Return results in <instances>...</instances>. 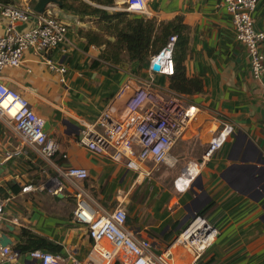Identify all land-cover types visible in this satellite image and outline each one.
Segmentation results:
<instances>
[{"label":"crops","instance_id":"0c3cea01","mask_svg":"<svg viewBox=\"0 0 264 264\" xmlns=\"http://www.w3.org/2000/svg\"><path fill=\"white\" fill-rule=\"evenodd\" d=\"M32 1L0 2V36L8 27L4 7L31 8ZM222 1L147 0L150 18L168 22L182 16L190 26L186 75L204 83L203 92L186 94L197 114L171 151L169 161L174 160L175 166L163 164L150 178L79 143L83 123L95 122L112 105L121 106L128 94H122L126 84L134 90L149 80L148 66L139 69L138 62L99 60L102 48L88 46L80 33L98 30L96 15L79 16L58 5L47 9L68 26L67 41L48 55L66 66L67 72L61 75L28 50L22 65L6 69L2 80L20 91L49 123L48 134L59 142L61 150L47 161L34 147L23 146L12 125L0 121V187L6 188L9 181L22 186L17 194L8 190V197L0 193L8 201L0 220V236L6 234L15 246L21 240V229L27 228L61 245L58 254L64 258L73 255L85 261L94 241L87 226L74 217L76 193L83 189L103 211L122 204L128 212V227L148 238L153 252L169 250L175 264H190L193 251L176 243L186 225L180 227V223L214 202L215 212L208 219L219 234L202 256V263L264 264V86L252 74L248 51L237 39L231 15L225 7L217 8ZM253 18L255 27L264 31V0H259ZM33 24L31 20L20 28ZM94 60L100 61L96 68L92 67ZM154 81L167 86L170 77L157 75ZM227 124L234 132L212 157H205L213 138ZM17 150L22 153L7 159V152ZM69 167L87 169L89 178L70 180L63 175ZM180 176L182 180L189 177L187 187L184 181L176 185ZM57 177L64 188L54 194L51 189L56 182L52 179ZM41 183H47V188L23 192L26 185ZM200 185L204 192L198 189ZM19 262L36 264L26 256Z\"/></svg>","mask_w":264,"mask_h":264},{"label":"built area","instance_id":"2783aa9c","mask_svg":"<svg viewBox=\"0 0 264 264\" xmlns=\"http://www.w3.org/2000/svg\"><path fill=\"white\" fill-rule=\"evenodd\" d=\"M127 10L148 16L147 0H125ZM259 0H223L217 8L225 7L232 17L238 41L243 44L250 58L254 78L264 86V31L255 27L253 14ZM3 15L8 27L0 36V121L14 127L23 146L34 147L47 161L60 152L59 142L45 130V120L35 112L29 100L17 89L6 85L2 80L8 68L22 65L24 54L32 50L44 58L47 65L64 75L67 67L59 65L48 57L51 51L67 41L68 26L57 18L52 11L37 13L31 8L6 5ZM34 24L20 28V25ZM177 35L168 38L161 51L153 55L148 67L150 78L131 90L126 84L122 94L128 93L121 106L112 105L93 123H83L79 143L93 153L108 158L115 163L124 164L129 170L143 178H150L163 164L174 167L176 162L169 161L174 145L180 141L197 114L183 93L171 89L169 85H158L157 75L174 74V50ZM158 63L160 70L153 65ZM64 82V78H61ZM234 132L227 124L210 143L205 157H212ZM22 151L7 152V159L20 155ZM70 180H86L89 171L80 167H69L63 174ZM183 176V175H182ZM182 176L175 181L176 185ZM53 178L56 187L50 188L54 194L62 192L64 185L60 179ZM47 183L26 185L23 192L44 190ZM179 188V187H178ZM180 189V188H179ZM74 217L85 224L94 247L85 261L73 255L67 258L58 253L35 250L20 254L12 246L0 245V262L10 264L21 257H29L36 264H175L169 250L155 253L148 238L139 237L128 227L127 209L120 204L114 210H101L100 205L83 189L76 193ZM7 199L0 195V220L5 216ZM176 238V243L188 246L194 253L190 264H203L202 256L215 242L219 231L207 218L194 213ZM107 242L109 248L102 246Z\"/></svg>","mask_w":264,"mask_h":264},{"label":"trees","instance_id":"16d2710c","mask_svg":"<svg viewBox=\"0 0 264 264\" xmlns=\"http://www.w3.org/2000/svg\"><path fill=\"white\" fill-rule=\"evenodd\" d=\"M101 6H112L114 0H90ZM1 3L10 4L12 0H0ZM37 0H33V7ZM59 7L63 10L74 12L81 15H96L105 22V34L100 31H82L88 46L96 45L102 48L99 60L112 64L124 62H138L139 69L149 67V58L158 54L165 46L168 38L177 35V42L174 50V74L170 77L169 87L183 94H196L204 91L202 79L195 77L189 78L186 75L185 61L189 51L190 26L185 24L182 16H177L168 22H158L155 18H148L140 14L129 12H116L109 14L101 7L90 5L84 0H59ZM79 2L80 6L75 5ZM99 60H94L92 67L96 68ZM5 187H0V193L8 197V190L17 194L22 190V186L11 181L5 183ZM59 200L58 197H56ZM216 209L214 202L209 203L205 208L198 212L199 215L209 218ZM128 222V220H127ZM13 249L20 254H27L35 250H44L60 253L62 246L53 242L47 237L39 236L33 231L22 228L21 240Z\"/></svg>","mask_w":264,"mask_h":264},{"label":"water","instance_id":"95a60500","mask_svg":"<svg viewBox=\"0 0 264 264\" xmlns=\"http://www.w3.org/2000/svg\"><path fill=\"white\" fill-rule=\"evenodd\" d=\"M61 3L59 2V0H37L35 6H34V10L37 13H43L45 12L51 5H60ZM155 70H160V65L158 63H155L153 65ZM36 112V111H35ZM38 115V114H37ZM39 116V115H38ZM40 118H42L41 116H39ZM44 119V118H42ZM45 120V119H44ZM45 130L48 132L49 130V123L46 122L45 120ZM2 164H1V159H0V170H1ZM200 191L204 192V186L200 185L198 188ZM264 189V188H263ZM195 214L192 213L188 216H186L183 221L180 223V227L185 225L189 219H191L192 217H194ZM0 245L5 247V246H13V241L6 235V234H2L0 236ZM1 260V259H0ZM0 264H10L8 262H0ZM12 264H21L19 261H15Z\"/></svg>","mask_w":264,"mask_h":264},{"label":"rangeland","instance_id":"374dc122","mask_svg":"<svg viewBox=\"0 0 264 264\" xmlns=\"http://www.w3.org/2000/svg\"><path fill=\"white\" fill-rule=\"evenodd\" d=\"M84 1H86L87 3H89L92 6L101 7L103 9H107V11H108L109 14H114L116 12H129L131 14H136V13H133V12H130V11L127 10V5H126V1L125 0H121V1L120 0H114V4L112 6H101V5H99V4L95 3V2H92L90 0H84ZM12 4H15V3H12ZM75 5L81 7V5L79 4V2H75ZM18 6H20V5H18ZM72 13H74V12H72ZM75 14H77V13H75ZM77 15L82 16L81 14H77ZM96 17L97 18L94 19L95 20V23L94 24L96 25V27L98 29L97 31H100L102 34H105L106 33L104 31V29L106 27L105 22L101 21L98 18V16H96ZM146 17L150 18L149 15L148 16L146 15ZM209 148H210V145H209L208 149ZM103 246L110 247L109 245H103Z\"/></svg>","mask_w":264,"mask_h":264},{"label":"bare ground","instance_id":"6f19581e","mask_svg":"<svg viewBox=\"0 0 264 264\" xmlns=\"http://www.w3.org/2000/svg\"><path fill=\"white\" fill-rule=\"evenodd\" d=\"M120 1H121V0H120ZM193 169H195V168L192 167V169L190 170V171H191L190 173H191L192 175H194V170H193ZM192 170H193V171H192ZM181 181H184V184H185L186 187H187V186H188V182H189L190 180H189V177L184 176L183 180H181ZM185 182H186V183H185ZM181 183H182V182H181ZM185 185H184V186H185ZM182 189H185V188L182 187ZM107 248H109V247H107Z\"/></svg>","mask_w":264,"mask_h":264}]
</instances>
